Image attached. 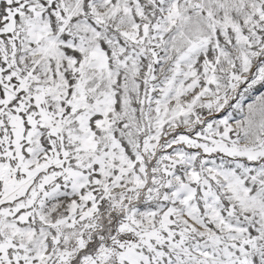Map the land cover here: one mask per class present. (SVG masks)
<instances>
[{"label": "snow or ice", "instance_id": "6c2138e0", "mask_svg": "<svg viewBox=\"0 0 264 264\" xmlns=\"http://www.w3.org/2000/svg\"><path fill=\"white\" fill-rule=\"evenodd\" d=\"M0 264H264V0H0Z\"/></svg>", "mask_w": 264, "mask_h": 264}]
</instances>
